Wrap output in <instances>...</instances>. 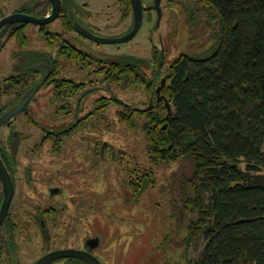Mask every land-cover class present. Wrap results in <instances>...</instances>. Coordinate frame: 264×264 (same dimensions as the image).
<instances>
[{
  "label": "flooded vegetation",
  "instance_id": "1",
  "mask_svg": "<svg viewBox=\"0 0 264 264\" xmlns=\"http://www.w3.org/2000/svg\"><path fill=\"white\" fill-rule=\"evenodd\" d=\"M155 1L152 7H144V21L146 14L151 12L157 15L158 23ZM106 2L62 0L59 17L49 25L19 22L0 31V46H5L1 50L11 45L10 73L0 81V157L14 189L9 210L0 226V264H38L43 260H47L44 264H128L123 243L128 231L122 225L130 223L131 219L122 215L121 210L127 205L136 209L141 201V193L138 198L129 196V186L132 179L139 184L143 166L140 159H131L123 151L113 154V148H107L109 144L104 141L102 148H94V118L97 111L109 104V99L95 101L93 93L128 87L125 60L137 57L121 52H100L96 47L121 45L133 40L144 21L136 35L124 43H104V40L127 36L136 25L132 0H114L112 5ZM200 2L163 0L162 17L166 8L178 19L185 14L187 23L209 25L207 20H191L197 15L189 5ZM45 8L47 11L42 14ZM52 13L50 0H34L9 15L47 18ZM9 15L4 14L0 20ZM114 15H118L117 21L123 28L129 20L130 28L119 31L112 20ZM54 23L60 24V30L50 29ZM14 25L26 26V34L20 38L14 32L12 37L11 33L3 34ZM114 29L119 33L117 37H105V31ZM29 30L36 35L32 39ZM166 62L164 50L155 51L150 62H146L145 75L159 80L151 95L141 88L149 107L144 110L128 108L129 113L136 110L135 113L147 114L163 107L167 116L172 113L168 98L162 94L170 67ZM163 80L166 84L158 93ZM123 118L126 115L121 114ZM108 153H112L110 158ZM107 159L113 165V171L121 173L126 184L123 200L119 203L108 197V186L105 193L96 191V182L108 175L101 170L107 167ZM95 160H103V164L98 165ZM5 195L0 174V213ZM135 224L141 227L142 222L137 220ZM165 245L149 250L150 256L144 260L148 263L142 261V247L138 248L133 263L152 264L157 259L156 253L160 252L158 248L166 251ZM167 253L162 252L160 261L167 263Z\"/></svg>",
  "mask_w": 264,
  "mask_h": 264
},
{
  "label": "trees",
  "instance_id": "2",
  "mask_svg": "<svg viewBox=\"0 0 264 264\" xmlns=\"http://www.w3.org/2000/svg\"><path fill=\"white\" fill-rule=\"evenodd\" d=\"M189 7L197 15L192 21L200 14L209 26L219 25L216 43L208 55H182L168 68L162 94L172 113L163 107L146 114L149 162L161 168L186 159L192 166L183 213L175 214L186 233L185 264H264V0H201ZM25 27L3 34L20 38ZM125 63L126 86L155 92L159 78L145 75L146 61L127 57ZM135 112L123 118L131 127ZM142 170L139 184L130 182L133 199L156 186L154 170ZM201 236L202 257L190 259Z\"/></svg>",
  "mask_w": 264,
  "mask_h": 264
},
{
  "label": "rangeland",
  "instance_id": "3",
  "mask_svg": "<svg viewBox=\"0 0 264 264\" xmlns=\"http://www.w3.org/2000/svg\"><path fill=\"white\" fill-rule=\"evenodd\" d=\"M33 1L0 0V12L2 11L5 15H9L23 4ZM113 1L107 0L106 4L112 5ZM153 1L143 0L144 7H152ZM163 11L164 17H162L159 24L157 23V15L155 13L154 15L151 12L147 13L141 30L133 40L121 45H100L96 49L98 48V51L106 53L121 52L122 54L143 59L146 62H150L155 51L164 50L166 52L167 65H171L182 55L199 57L210 53L216 43L214 34L216 30L219 31V25L190 24L187 23L188 20L185 14L181 15L178 19L171 10L164 8ZM117 17L118 15H114L112 18L113 23L115 24L116 22V28L121 32L128 30L131 26L130 21L128 20L127 25L123 28V26H119ZM205 19V15L199 14V20L204 22ZM49 27L51 30H60L59 23H54ZM31 29L34 30L35 27H31ZM116 31V29L105 31L104 35L105 37H117L119 33ZM28 35L31 39L36 36L31 30H29ZM10 48L11 45L6 46L0 52V81H3L10 73L8 65L11 55ZM93 96L95 101L99 98L109 99V104L104 109L97 111L94 118V148L97 149L98 146L102 148L104 142L108 143L110 149L113 148L114 150L113 154L123 151L131 159H140L139 163L142 164V169L154 170L153 175L156 180V186L143 194L141 201L137 205L138 209L134 207L130 209V205H127L121 210L122 215L125 214L126 218L131 219L129 220L130 223H127L128 225H122V228L125 227L128 231L123 241L127 249L128 264L131 261L134 264L135 250L138 248L141 249L142 247V261L148 263L144 260L146 259L145 257L150 256L149 250L151 248L154 250V247L159 245L166 246L165 244L168 245L166 249L169 256L166 259L167 263L160 261L163 255L162 252L166 253V251L158 248L160 252L156 253L157 259L155 258L156 260L152 264H185L182 251L186 233L185 230H180L177 225L175 214L180 215L183 213V195H185V192H189L187 181L192 176L193 171L191 164L186 159H181L176 163L156 168L149 162L147 151L149 142L144 129V125L148 121L146 114L135 113L133 122L136 126L134 127L129 126L121 119V114L126 116L129 114L128 108L144 110L149 107L148 98L140 87L128 86L114 91L101 90L94 92ZM111 155L112 153H108V158ZM95 162L98 165L103 164V160L102 162L95 160ZM110 163L109 159H107V167L101 168L102 171L108 172V175L101 177L96 182V187H98L96 191L97 193H105L108 186V197L114 198V202L119 203L123 200L122 192H124L126 184L122 181L121 173L113 171V165H110ZM130 164L133 166V163ZM240 168L246 170L247 164L240 165ZM261 173H264V166L261 168ZM205 198L206 202L209 203L210 195L205 194ZM137 220L142 222L141 227L135 224ZM137 231L140 232L138 235ZM117 246L116 244L115 247ZM205 246V239L201 236L191 246L188 252L189 258L193 260L200 259Z\"/></svg>",
  "mask_w": 264,
  "mask_h": 264
},
{
  "label": "water",
  "instance_id": "4",
  "mask_svg": "<svg viewBox=\"0 0 264 264\" xmlns=\"http://www.w3.org/2000/svg\"><path fill=\"white\" fill-rule=\"evenodd\" d=\"M53 6V13L50 17L47 18H37L34 16H27V15H23V14H12L9 16L4 17L2 20H0V31H2L5 27L11 25V24H15V23H19V22H25V23H31V24H35V25H39V26H46L49 25L50 23L54 22L60 15V11H61V7H62V0H50ZM133 1V5L135 8V13H136V25L134 30L128 34L127 36L118 39V40H104V43H124L125 41L131 39L132 37H134L136 35V33L140 30L143 21H144V5L142 0H132ZM163 0H156V9L159 13V21L158 24L160 23L161 19H162V4ZM44 82V79L40 82V84L38 86H40L42 83ZM166 84V80H163L162 82V86L158 89V93L161 92V89L164 87V85ZM151 109L148 108L147 110ZM169 110L170 107H169ZM0 112H1V100H0ZM1 123V122H0ZM1 125V124H0ZM0 174L2 175L3 181H4V185H5V191H6V195H5V202H4V206L3 209L0 213V226L2 225L5 216L9 210L10 204L12 202L13 199V194H14V189H13V183L12 180L10 178V175L0 157ZM45 261L47 260H43L41 262H39L38 264H44Z\"/></svg>",
  "mask_w": 264,
  "mask_h": 264
}]
</instances>
